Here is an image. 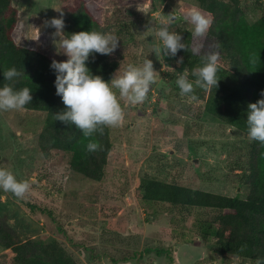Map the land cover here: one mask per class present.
I'll list each match as a JSON object with an SVG mask.
<instances>
[{"label":"rangeland","instance_id":"obj_1","mask_svg":"<svg viewBox=\"0 0 264 264\" xmlns=\"http://www.w3.org/2000/svg\"><path fill=\"white\" fill-rule=\"evenodd\" d=\"M72 1L12 0L18 12L12 31L15 43L52 60H66L59 46L63 36L45 21L57 18L53 8ZM84 1L107 33L119 39L111 54L117 62L113 75L130 63L142 65L147 58L162 80L151 87L143 103L120 99L125 118L121 126L109 128L112 146L101 181L72 171L68 153L41 154L37 135L45 112L0 111V167L31 184L24 199L0 189V219L20 240H56L77 264H250L248 259L216 252L213 239L196 237L194 210L172 211L166 203H146L139 196L144 176L226 196L244 198L248 192L240 174L246 168L250 139L206 115L202 101L176 92L173 66L152 52L155 37L144 35L169 14L176 16L170 30L192 32L184 14L197 7L196 2ZM242 6L246 19L253 22L264 11V0H244ZM205 44L217 49L212 39ZM155 247L167 252L156 255L150 250ZM0 264H8L1 247Z\"/></svg>","mask_w":264,"mask_h":264},{"label":"trees","instance_id":"obj_2","mask_svg":"<svg viewBox=\"0 0 264 264\" xmlns=\"http://www.w3.org/2000/svg\"><path fill=\"white\" fill-rule=\"evenodd\" d=\"M66 2L67 0H62ZM198 8L213 20L208 38L215 41L219 52L218 87L211 90L195 89L196 100L202 101V110L213 120L234 127L248 137L246 118L248 104L264 98V11L253 22L244 13V0H194ZM64 20L63 36L82 30L107 33L100 19L87 8L84 0L63 4L57 18ZM18 18L12 0H0V87L11 83L14 89L28 87L33 97L23 109L46 113L37 135V148L44 157L54 150L68 153L69 168L83 177L101 181L108 165L111 150L109 128L103 135L91 139L103 146L102 151L87 152L86 139L73 124L54 120V113L65 110L56 94L52 59L34 49L15 43L12 31ZM130 28V27H126ZM185 44L191 47V32L176 29ZM183 58L178 63L179 58ZM255 58V63L252 59ZM173 66L174 79L184 71L201 66L200 56L179 50L175 57H164ZM90 72L110 81L117 67L111 55L93 54L86 62ZM15 67L21 76L5 81L3 73ZM190 80L195 77L189 76ZM176 81V80H175ZM173 89L180 93L176 83ZM197 117V116H196ZM249 138V137H248ZM246 168L240 179L248 187L244 198L206 192L177 183L144 176L140 179L139 196L146 203H166L172 211L194 210L193 234L201 240L213 239L215 251L250 260L264 262V145L250 140ZM244 250L241 251V247ZM0 247L7 253L8 264H77L56 241L20 240L0 219ZM156 255L167 250L151 248Z\"/></svg>","mask_w":264,"mask_h":264},{"label":"clouds","instance_id":"obj_3","mask_svg":"<svg viewBox=\"0 0 264 264\" xmlns=\"http://www.w3.org/2000/svg\"><path fill=\"white\" fill-rule=\"evenodd\" d=\"M60 12V8H53ZM52 18L46 20L45 25L55 28V34L63 36L64 20ZM184 18L192 25L191 36L193 44H185L182 36L170 30L176 21V16L169 14L160 21V26L147 30L144 35L154 36L156 43L152 45V52L163 57H175L179 50L191 51L192 55L200 56L201 66L192 69L191 73L184 71L178 75L175 83L180 95L196 100L195 89L211 90L218 87L219 52L212 50L208 40V32L213 20L203 11L193 6L186 10ZM60 48L67 56L66 60H52L50 67L55 72L56 94L61 97L65 110L54 113V120L65 125L73 124L83 136L88 139L87 152L102 151L103 146L91 139L96 133L103 135L104 129L122 125L125 113L120 99L129 104L143 103L151 87L161 79L154 68L153 61L145 58L142 65L128 64L122 72L116 71L110 81H105L100 75H94L86 65L93 54L111 55L119 46V39L113 33L96 30H82L63 36ZM183 58L178 59V63ZM255 63V58L252 59ZM120 68V67H119ZM15 67L7 68L3 77L5 81H14L21 76ZM195 77L190 80L189 76ZM117 91L119 98L117 96ZM264 97V91L261 93ZM33 97L28 87L14 89L11 83H4L0 87V111L21 110L30 104ZM248 137L264 145V98L248 104L246 118ZM31 184L27 180H18L16 175L7 168L0 167V189L11 193L18 199H24L30 191ZM241 251L244 250L242 246ZM256 264H264L260 259Z\"/></svg>","mask_w":264,"mask_h":264}]
</instances>
